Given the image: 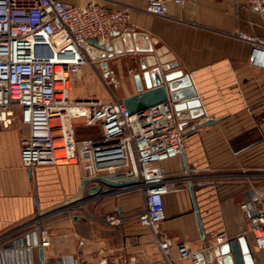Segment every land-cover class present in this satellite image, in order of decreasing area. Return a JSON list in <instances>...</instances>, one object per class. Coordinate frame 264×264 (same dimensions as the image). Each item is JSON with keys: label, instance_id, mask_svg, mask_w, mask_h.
I'll list each match as a JSON object with an SVG mask.
<instances>
[{"label": "crops", "instance_id": "obj_1", "mask_svg": "<svg viewBox=\"0 0 264 264\" xmlns=\"http://www.w3.org/2000/svg\"><path fill=\"white\" fill-rule=\"evenodd\" d=\"M61 1L130 9L131 21L123 32L147 35L155 49L166 48L189 76L203 110L192 127L216 122L183 130L182 152L161 162L174 183L164 196L165 218L158 226V237L170 242V263L155 234L137 219L144 208L141 193L116 194L118 189H112L114 195L90 196L87 174L78 165L24 167L21 145L29 127L20 115L0 131V264H42L40 249L45 264H192L179 257L178 245L197 250L221 233L230 241L244 237L253 263L264 264V248L250 230L252 212L241 209L244 202L257 204L250 191L257 198L264 192V68L252 64L251 43L240 36L264 37L262 15L245 0L171 4L167 17L147 13L146 0ZM140 56L108 59V78L101 70L105 80H113L111 92L121 101L137 94ZM57 211L63 213L43 224L51 236L50 245L43 247L40 225L29 223ZM113 216L125 220L112 225L107 218ZM215 248L217 264L222 257L214 255Z\"/></svg>", "mask_w": 264, "mask_h": 264}, {"label": "built area", "instance_id": "obj_2", "mask_svg": "<svg viewBox=\"0 0 264 264\" xmlns=\"http://www.w3.org/2000/svg\"><path fill=\"white\" fill-rule=\"evenodd\" d=\"M189 1L146 0L145 11L167 17L171 4L184 7ZM245 1L264 18V0ZM130 21V9L109 10L92 1L75 6L61 0H0V131L9 128L20 112L29 127L21 145V163L26 168L78 165L87 174V189L101 184L99 177L122 175L133 181L115 193L143 195L144 208L137 219L152 230L171 263L170 242L158 237V226L165 218L164 196L174 186L161 162L182 152V130L173 106L166 102L129 113L123 101L106 89L113 80H102L105 90L101 83L95 85L96 76L82 71L84 66L99 64L85 51L88 39L108 47L115 32H123ZM240 36L251 43L252 64L264 68V37ZM77 88L82 95L72 93ZM77 119L98 129V135L78 139ZM241 209L247 214L257 211L250 216V230L264 248V192L255 208L244 202ZM62 213L41 215L29 223V227L40 225L43 247L51 243L49 229L43 224ZM124 220L107 218L112 225ZM229 241L221 233L197 250L180 244L178 254L192 264H211L209 253Z\"/></svg>", "mask_w": 264, "mask_h": 264}, {"label": "water", "instance_id": "obj_3", "mask_svg": "<svg viewBox=\"0 0 264 264\" xmlns=\"http://www.w3.org/2000/svg\"><path fill=\"white\" fill-rule=\"evenodd\" d=\"M112 43L105 47L99 44L94 38L88 39V45L85 51L89 58L99 62L101 70L106 78L109 77L108 59L124 54L141 55L136 60L137 65L142 70L134 77L137 94L127 97L123 100L129 113H136L145 110L151 106L169 102L172 104L176 117L180 122V130H185L195 124V120L203 116L201 102L197 98L196 91L188 75L180 68L176 61H172L168 50L164 47L155 49L145 34L138 32L116 31ZM142 39L145 45L140 44ZM216 121L210 120L202 123L199 127H192L196 130L205 125L215 124ZM101 184L90 188V196L110 193L113 189L133 184V181L124 180L122 175L114 177H99ZM86 184V181L84 182ZM191 191L193 185H190ZM250 199L256 201L257 197L254 191H250ZM255 208V202L250 203ZM257 211L253 210L252 215ZM200 231H202L201 223ZM214 255L222 257L217 264H254L251 250L244 237L233 239L221 248H215ZM40 259L45 264L44 251L40 249ZM211 264H215L213 253H209Z\"/></svg>", "mask_w": 264, "mask_h": 264}, {"label": "rangeland", "instance_id": "obj_4", "mask_svg": "<svg viewBox=\"0 0 264 264\" xmlns=\"http://www.w3.org/2000/svg\"><path fill=\"white\" fill-rule=\"evenodd\" d=\"M84 69L86 70H89L90 72H87L86 74H88V73H91V75H93V76H96V80H95V85H97V84H102V80H105L102 76H101V67H100V65L99 64H97V65H95V68L94 67H92V66H84L83 68H82V71H84ZM70 85H71V83L69 84V87H70ZM102 86H103V88H104V85L102 84ZM113 86L114 85H110V86H107L106 85V89H108V90H112L113 89ZM105 89V88H104ZM105 89V90H106ZM82 89H80V88H77V90H73L72 91V93L74 94H76V93H78V94H83V92L81 91ZM89 91H90V89H89ZM110 97L108 96V99H109ZM107 100V99H106ZM20 116V112H18V116L17 117H19ZM74 126H75V132H76V135L78 136V137H89V136H93V135H96L97 133H98V131H95V127H91V128H89V127H86V125H84V123H83V120L82 119H77V120H75V122H74Z\"/></svg>", "mask_w": 264, "mask_h": 264}, {"label": "bare ground", "instance_id": "obj_5", "mask_svg": "<svg viewBox=\"0 0 264 264\" xmlns=\"http://www.w3.org/2000/svg\"><path fill=\"white\" fill-rule=\"evenodd\" d=\"M59 69H60V68L57 67V70H59ZM66 87L70 88V87H69V83L66 84Z\"/></svg>", "mask_w": 264, "mask_h": 264}]
</instances>
